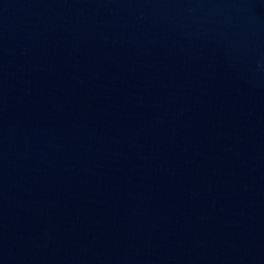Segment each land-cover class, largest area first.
<instances>
[{
    "label": "water",
    "instance_id": "95a60500",
    "mask_svg": "<svg viewBox=\"0 0 264 264\" xmlns=\"http://www.w3.org/2000/svg\"><path fill=\"white\" fill-rule=\"evenodd\" d=\"M0 264H264V0H0Z\"/></svg>",
    "mask_w": 264,
    "mask_h": 264
}]
</instances>
